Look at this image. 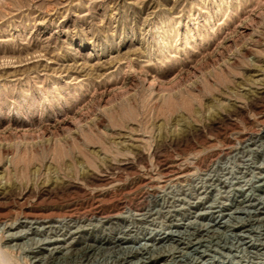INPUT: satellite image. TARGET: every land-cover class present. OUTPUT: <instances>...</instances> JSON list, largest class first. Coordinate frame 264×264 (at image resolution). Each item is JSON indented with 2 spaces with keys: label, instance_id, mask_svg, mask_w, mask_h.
I'll use <instances>...</instances> for the list:
<instances>
[{
  "label": "rangeland",
  "instance_id": "obj_1",
  "mask_svg": "<svg viewBox=\"0 0 264 264\" xmlns=\"http://www.w3.org/2000/svg\"><path fill=\"white\" fill-rule=\"evenodd\" d=\"M263 147L264 0H0L3 262L32 264L47 237L188 251L158 234L212 222L222 202L214 228L239 232L235 210L264 208ZM26 218L44 232L14 240ZM247 238L246 262L264 264Z\"/></svg>",
  "mask_w": 264,
  "mask_h": 264
},
{
  "label": "bare ground",
  "instance_id": "obj_2",
  "mask_svg": "<svg viewBox=\"0 0 264 264\" xmlns=\"http://www.w3.org/2000/svg\"><path fill=\"white\" fill-rule=\"evenodd\" d=\"M230 117V116H229ZM229 128V127H228ZM179 132V131H178ZM253 134V133H252ZM261 140V139H260ZM250 141V140H249ZM171 142V141H170ZM261 142V141H260ZM251 143V142H250ZM239 146V145H238ZM233 147V146H232ZM264 148V147H263ZM154 151V150H153ZM246 151V150H245ZM250 151V150H249ZM248 151V152H249ZM249 159V158H247ZM229 161V160H228ZM225 162V161H224ZM253 164V163H252ZM255 164V163H254ZM224 165V164H223ZM243 165V164H242ZM250 166V164H249ZM256 166V165H255ZM210 169V168H209ZM222 169V167H221ZM233 169V168H232ZM255 169V168H254ZM193 170V169H192ZM234 170V169H233ZM204 171V170H203ZM220 171V170H219ZM209 172V171H208ZM213 172V171H212ZM218 172V171H217ZM225 172V171H224ZM223 172V175H224ZM233 172V171H231ZM210 173V172H209ZM226 173V172H225ZM230 173V170H229ZM242 173V172H241ZM244 173V172H243ZM212 174V173H211ZM231 174V173H230ZM248 174V173H245ZM229 175V174H228ZM198 176V175H197ZM196 176V177H197ZM230 176V175H229ZM245 176V175H244ZM243 176V177H244ZM199 177V176H198ZM222 177V176H221ZM264 177V176H263ZM228 178V177H227ZM226 178V179H227ZM230 178V177H229ZM232 178V177H231ZM256 178V177H255ZM197 179V178H196ZM195 179V180H196ZM215 179V178H214ZM91 180V179H90ZM201 180V179H200ZM212 180V179H211ZM229 181V180H228ZM195 182V181H194ZM197 182V181H196ZM221 183V181H219ZM218 182V183H219ZM235 182V181H234ZM233 182V183H234ZM238 182V181H237ZM245 182V180H244ZM249 183L250 181H246ZM58 183V182H57ZM178 183V182H177ZM208 183V182H207ZM217 183V184H218ZM232 183V184H233ZM255 183V182H254ZM261 183V181L259 182ZM258 183V184H259ZM167 184V183H166ZM213 184V182H212ZM238 184V183H237ZM216 185V184H215ZM224 185V184H223ZM222 185V186H223ZM240 185V184H239ZM248 185V184H247ZM251 185V184H250ZM188 186V185H187ZM241 186V185H240ZM244 186V185H242ZM246 186V185H245ZM249 186V185H248ZM256 186V185H255ZM192 187V186H191ZM211 187V186H210ZM220 187V186H219ZM254 187V185H253ZM259 187V186H256ZM208 188V187H207ZM221 188V187H220ZM170 189V188H169ZM175 189V188H174ZM188 189V188H187ZM231 189V188H230ZM229 189V190H230ZM244 189V188H243ZM251 189V188H250ZM181 190V188H180ZM235 190V188H234ZM225 191V190H224ZM238 191V190H237ZM256 191V189H255ZM84 192V191H83ZM170 192V191H169ZM177 192V190H176ZM186 192V191H185ZM194 192V191H193ZM216 193V191H214ZM229 192V191H228ZM249 192V190H248ZM247 192V193H248ZM251 192V191H250ZM264 192V191H263ZM163 193V192H162ZM166 193V192H165ZM171 193V192H170ZM211 193V192H210ZM246 193V197L248 196ZM172 194V193H171ZM194 193H192L193 195ZM198 194V193H197ZM214 194V193H212ZM255 194V193H254ZM191 195V197H192ZM207 195V194H206ZM205 195V196H206ZM210 195V194H209ZM216 195V194H215ZM245 195V194H244ZM162 196V195H161ZM160 196V197H161ZM164 196V194H163ZM167 196V195H166ZM180 196V194H179ZM199 196V195H198ZM203 196V195H202ZM212 196V195H211ZM227 196V195H226ZM171 197V196H170ZM195 197V196H194ZM217 197V196H216ZM169 198V197H168ZM213 199V198H212ZM217 199V198H216ZM165 200V199H164ZM172 200V199H171ZM175 200V198H174ZM199 200V199H198ZM215 201V199H213ZM158 201V200H157ZM182 201V200H181ZM170 202V201H168ZM193 203V201H191ZM209 202V201H208ZM213 202V201H212ZM225 202V201H224ZM240 203V201H238ZM247 201H242V203H246ZM160 203V202H159ZM197 203V202H196ZM223 203V202H222ZM221 203V204H222ZM158 204V203H157ZM185 204V203H184ZM199 204V203H198ZM210 204V203H209ZM213 204V203H212ZM219 205L215 209L218 214L215 216L214 220L212 222L208 223H203V224H198L195 221H190L191 223H185L183 226V230H169V231H163V234H158L159 240L162 239H169L170 241H177V242H182L183 240H188L190 250L184 251V247L177 248V249H166L165 247H155L154 242L150 241L147 238H144L143 240H139L138 242H133L134 244L130 246H123L124 244H130L129 241L131 240L130 237L122 234V236H116L114 238H108V237H101L98 240H93V243L85 242L83 245H81L79 248L76 247L75 250H72L71 248L65 246L66 240H62L59 238H50V239H40L38 241L34 240V244H36L38 247H45L43 248L44 253L40 254V252H34V251H29L27 252L26 255H24L26 258L31 260L32 264H96L99 262L102 264L108 263V259H112L113 264H147V263H155L154 261H157L155 259V256H157L158 259H161L162 257H169L168 259H163L162 264H212L213 261H217L220 264H230V263H238L241 261H244L245 263L243 264H249L246 261H249V258H252L253 256L251 254L249 255H244V249L241 244L244 242H240L241 237L243 236L245 238L248 237L247 239H255L257 243H252V241H247L252 244H257L264 246V208H256V209H251L249 210V206H253V204L249 205L246 204L244 207H241L237 210H235L234 213H239V215H236L235 218L241 222H244L248 228H242L239 232H234L233 230L230 232H223L220 231L217 228H214V226H217V223L220 222L219 219H222L224 214V211H228V207H225L224 205L227 203H223L224 205ZM229 204V203H228ZM192 205V204H191ZM190 205V206H191ZM263 205H264V200H263ZM156 206V204H155ZM186 206V205H185ZM188 206V205H187ZM208 206V205H207ZM213 206V205H212ZM210 205V207H212ZM215 206V205H214ZM213 206V207H214ZM243 206V205H242ZM238 207V206H237ZM240 207V206H239ZM151 208V207H150ZM188 208V207H187ZM201 208V207H200ZM231 208V207H230ZM154 209V208H153ZM214 209V208H213ZM232 209V208H231ZM245 209V210H244ZM131 210V209H130ZM158 210V209H157ZM164 210V209H163ZM169 210V208H168ZM177 210V209H176ZM179 210V208H178ZM191 210V209H190ZM210 210V209H209ZM128 211V209H127ZM126 211V212H127ZM167 211V210H166ZM193 211V210H192ZM226 211V212H227ZM97 212V211H96ZM146 212V210H145ZM175 212V210H174ZM212 212V211H211ZM231 212V211H230ZM229 212V213H230ZM241 212V213H240ZM118 213V212H117ZM131 213V212H130ZM139 213V212H138ZM228 213V214H229ZM233 213V212H232ZM232 213H230V217L232 218ZM129 214V212H128ZM142 214V213H141ZM140 214V215H141ZM161 214V213H160ZM208 214V213H207ZM5 215V214H4ZM41 215V214H40ZM124 215V214H123ZM127 215V213H126ZM136 215V213H135ZM139 215V214H138ZM147 215H150L149 213ZM146 215V216H147ZM153 215V214H152ZM196 215V214H195ZM194 215V216H195ZM46 216V215H45ZM110 216V215H109ZM197 216V215H196ZM222 216V217H221ZM47 217V216H46ZM83 217V216H82ZM98 217V216H97ZM104 217V216H103ZM107 217V216H106ZM112 217V216H110ZM135 217V216H134ZM145 216H143L144 218ZM150 217V216H149ZM208 217V216H207ZM221 217V218H220ZM49 218V217H48ZM53 218V217H52ZM108 218V217H107ZM129 218H131L129 216ZM138 218V217H137ZM135 218V219H137ZM142 218V220H143ZM159 218V217H158ZM177 218V217H176ZM182 218V217H181ZM35 219V218H34ZM42 219V218H41ZM45 219V218H44ZM69 219V218H68ZM94 219V218H93ZM96 219V218H95ZM124 219V218H123ZM134 219V218H133ZM141 219V218H140ZM153 219V218H152ZM157 219V217H156ZM197 219V217H196ZM228 219V218H226ZM234 219V217L232 218ZM101 220V219H100ZM112 220V219H111ZM130 220V219H129ZM150 220V219H149ZM191 220V219H190ZM78 221V220H77ZM82 221V220H81ZM85 221V220H84ZM140 221V220H139ZM160 221V220H159ZM226 221V220H225ZM21 222V221H20ZM23 224L25 223L28 227H26V231L21 232H16L10 235V237L14 238V240L18 239H23L25 235L27 234H33V235H40L43 233V221H36L32 219L26 218L24 221H22ZM59 222V220H58ZM121 222V221H119ZM124 222V221H123ZM132 222V221H131ZM136 222V221H135ZM151 222V220H150ZM169 222V221H168ZM180 222V221H179ZM188 222V221H187ZM237 222V221H236ZM234 222V223H236ZM48 223V222H47ZM54 223V222H53ZM65 223V222H63ZM74 223V222H73ZM92 223V222H91ZM171 223V222H170ZM238 223V222H237ZM17 222H13L11 227L17 226ZM38 225L35 227H32L33 225ZM62 222L60 223V225ZM67 224V223H66ZM88 224V223H87ZM106 224V223H105ZM118 224V223H117ZM134 224V222H133ZM149 224V223H148ZM153 224V222H152ZM165 224V223H161ZM224 227H229L227 225V221L222 223ZM59 225V226H60ZM70 225V224H69ZM76 225V222H75ZM90 225V224H89ZM101 225V224H100ZM110 225V224H109ZM137 225V224H136ZM143 225V224H142ZM141 225V226H142ZM151 225V224H150ZM160 225V224H159ZM169 225V223H168ZM167 225V227H168ZM237 225V224H236ZM244 225V224H243ZM22 226V225H21ZM57 226V225H53ZM64 226V225H63ZM83 226V225H81ZM91 226V225H90ZM111 226V225H110ZM146 226V225H145ZM165 226V225H164ZM232 226V225H230ZM234 226V225H233ZM232 226V227H233ZM241 226V225H240ZM8 227V226H7ZM80 227V226H79ZM77 226V228H79ZM136 227V226H135ZM139 227V226H138ZM144 227V226H143ZM162 227V226H160ZM159 227V228H160ZM221 227V225L219 226ZM3 228V227H2ZM23 228V227H22ZM50 228V227H49ZM68 228V227H67ZM81 228V227H80ZM85 228V226H84ZM109 228V226H108ZM166 228V226H165ZM189 228H193L192 231L188 230ZM236 228V227H235ZM12 229V228H11ZM19 229V228H18ZM58 229V228H57ZM56 229V230H57ZM63 229V228H62ZM83 229V228H82ZM105 229V228H104ZM142 229V228H141ZM140 229V230H141ZM145 229V227L143 228ZM164 229V228H163ZM170 229V228H169ZM5 230V229H4ZM47 230V229H46ZM76 230V229H75ZM126 230V229H125ZM3 231V230H2ZM19 231V230H18ZM62 231V230H61ZM81 231V230H80ZM111 231V230H109ZM129 231V229H128ZM127 231V232H128ZM139 231V230H138ZM148 231V229H147ZM253 234L251 235L250 233ZM24 232V233H23ZM30 232V233H29ZM118 232V231H117ZM142 232V231H141ZM150 232V231H149ZM6 233V232H5ZM60 233V232H59ZM63 233V232H62ZM73 233V232H72ZM75 233V232H74ZM82 233V232H81ZM113 233V232H112ZM134 233V232H133ZM147 233V232H146ZM47 234V233H46ZM45 234V235H46ZM49 234V232H48ZM66 234V233H65ZM70 234V233H69ZM88 234V233H87ZM109 234V233H108ZM143 234V233H142ZM64 235V234H62ZM82 235V234H81ZM118 235V234H117ZM135 235V234H134ZM49 236V235H48ZM67 236V235H66ZM80 237V235H78ZM89 236V235H87ZM98 236V235H97ZM151 236V235H150ZM153 236V235H152ZM71 237V236H70ZM78 237V238H79ZM111 237V236H110ZM136 237V236H135ZM134 237V238H135ZM157 238V236H155ZM45 238V237H44ZM73 238V237H72ZM153 238V237H152ZM32 239V238H31ZM84 239V238H83ZM130 239V240H129ZM139 239V238H138ZM246 239V240H247ZM27 240V239H26ZM33 240V239H32ZM87 240V238H86ZM157 240V239H154ZM245 240V239H244ZM74 241V239L72 240ZM76 241V240H75ZM81 241V240H80ZM79 241V242H80ZM185 241V242H186ZM242 241V240H241ZM158 242V240H157ZM183 242V243H185ZM28 242L22 243V245L15 244L14 247H20L24 246L22 249L27 248ZM63 243V244H62ZM69 243V242H68ZM78 243V242H76ZM188 243V242H187ZM61 244V245H60ZM80 244V243H79ZM164 244V243H163ZM178 244V243H177ZM157 245V244H156ZM187 245V244H186ZM32 247V246H31ZM188 247V246H187ZM253 247V246H252ZM21 248V247H20ZM225 248H228L230 251H235L234 253H226L223 252ZM251 248V247H250ZM257 250V249H256ZM250 251V250H249ZM254 251V250H253ZM257 252V251H256ZM177 254V255H175ZM259 254V253H257ZM261 256H264V250L261 251ZM113 255V256H112ZM244 259H242V257ZM108 256V257H107ZM112 256V257H111ZM139 256V258H138ZM260 256V255H259ZM235 257H238V260H234ZM257 257V256H256ZM205 258V259H204ZM246 258V259H245ZM260 258V257H259ZM222 259V260H221ZM248 259V260H247ZM256 259V258H254ZM258 259V258H257ZM29 260V261H30ZM227 260V261H225ZM232 260V261H230ZM252 260V259H250ZM264 260V259H263ZM5 261V260H4ZM221 261V262H220ZM236 261V262H234ZM258 261V260H257ZM255 262V261H254ZM252 262V264H254ZM10 264L8 261L3 262V259H0V264ZM257 264V263H256ZM259 264H263L260 263Z\"/></svg>",
  "mask_w": 264,
  "mask_h": 264
}]
</instances>
